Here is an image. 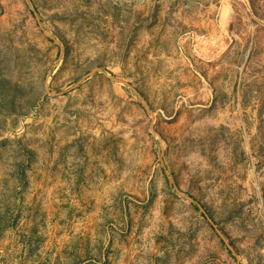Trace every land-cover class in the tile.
<instances>
[{"label":"rangeland","instance_id":"rangeland-1","mask_svg":"<svg viewBox=\"0 0 264 264\" xmlns=\"http://www.w3.org/2000/svg\"><path fill=\"white\" fill-rule=\"evenodd\" d=\"M0 264H264V0H0Z\"/></svg>","mask_w":264,"mask_h":264},{"label":"water","instance_id":"water-1","mask_svg":"<svg viewBox=\"0 0 264 264\" xmlns=\"http://www.w3.org/2000/svg\"><path fill=\"white\" fill-rule=\"evenodd\" d=\"M116 81H118V82H121V81H119V80H117V79H115ZM189 199L190 200H192V201H194V199L192 198V197H189ZM203 210V209H202ZM204 211V210H203ZM208 219H209V221L212 223V225H214L215 226V224H214V222L212 221V219L210 218V217H208ZM216 227V226H215ZM216 231L218 232V234H219V236L224 240L225 238H224V235L222 234V232L216 227ZM226 244L228 245V247L232 250V251H234V249H233V247L230 245V244H228L227 242H226Z\"/></svg>","mask_w":264,"mask_h":264}]
</instances>
